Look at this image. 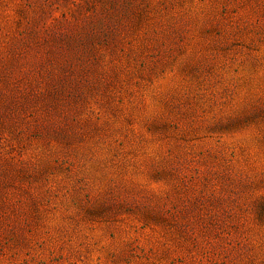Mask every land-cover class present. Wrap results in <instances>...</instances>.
Returning <instances> with one entry per match:
<instances>
[{"label": "rangeland", "instance_id": "rangeland-1", "mask_svg": "<svg viewBox=\"0 0 264 264\" xmlns=\"http://www.w3.org/2000/svg\"><path fill=\"white\" fill-rule=\"evenodd\" d=\"M0 264H264V0H0Z\"/></svg>", "mask_w": 264, "mask_h": 264}]
</instances>
